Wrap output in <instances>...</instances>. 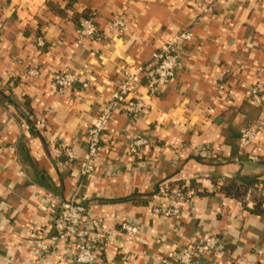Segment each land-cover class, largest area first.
Listing matches in <instances>:
<instances>
[{
    "label": "crops",
    "instance_id": "obj_1",
    "mask_svg": "<svg viewBox=\"0 0 264 264\" xmlns=\"http://www.w3.org/2000/svg\"><path fill=\"white\" fill-rule=\"evenodd\" d=\"M0 9V264H34L37 244L56 238L54 216L41 208V197L51 193L63 201L78 191L79 167L55 156L57 141L83 156L87 128L110 100L121 65L149 61L188 29L195 36L183 47L175 81L136 125L151 130L152 146L131 164L119 136L135 126L116 115L81 196L107 226L116 227L109 245L116 264H163L173 250L207 235L225 239V255L202 264H264V201L255 193L248 206L245 198L221 191L228 179L264 182V135L250 150L252 159L233 155L230 145L244 128L264 120V97L261 107L248 99L252 85L264 84V0H229L199 24L184 0H0ZM119 12L128 29L117 36L109 24ZM88 14L96 15L105 39L80 46L76 27ZM30 68L41 70L38 79L26 76ZM65 69L89 88L57 94L52 78ZM136 92L147 94L144 85ZM39 119L45 129L37 127ZM198 144L222 147L224 155L201 160L182 149ZM199 177L210 179L215 191L202 190L178 218L152 213L164 184ZM124 221L134 222L140 234L123 233ZM69 260L60 244L43 264Z\"/></svg>",
    "mask_w": 264,
    "mask_h": 264
},
{
    "label": "built area",
    "instance_id": "obj_2",
    "mask_svg": "<svg viewBox=\"0 0 264 264\" xmlns=\"http://www.w3.org/2000/svg\"><path fill=\"white\" fill-rule=\"evenodd\" d=\"M229 0H184L194 14V24L202 23L206 18L214 16L220 4ZM3 13L0 9V29L4 28ZM128 29L126 15L119 12L114 15L109 24V30L117 36L123 35ZM191 29L180 32L170 41L157 50L151 59L145 63L131 65L123 64L120 67L119 80L111 94L110 100L102 112L93 118L86 131V151L83 156L76 155L71 148L62 142L56 143L55 156L66 158L69 164H75L80 170V184L78 191L71 196L69 204H62L60 199L51 193L44 194L41 199V208L53 215V226L56 238L50 243H38V257L34 264L48 262V258L58 249L60 244L70 260L67 264H116L109 252V245L115 234L116 227H109L96 216L92 208L81 203L86 201L81 196L85 188V180L89 178L99 166L102 142L113 118L121 114L135 129H127L120 133L119 139L124 152L131 164L141 159L142 152L152 146L151 130H138L136 125L143 119L149 118L154 109V102L162 90L173 83L181 65L183 47L194 40ZM105 39L104 32L97 22L95 14L83 18L76 27V43L84 45L93 40L100 43ZM44 41H36L38 48L43 47ZM88 67L85 66L84 70ZM30 79H38L41 75L39 68H30L25 72ZM52 86L59 95L74 91L78 86L89 88L88 82H81L77 72L70 69L57 72L52 78ZM142 85L146 87V95H138L136 90ZM232 90L226 92L227 99L232 97ZM264 84L256 83L248 90V99L256 106H263ZM45 120L39 119L37 127L45 129ZM264 135V120H259L254 126L244 128L238 145V155L252 159L250 150ZM182 149L191 150L195 157L201 160H214L224 155L222 147L209 144L183 145ZM196 187L191 180L183 182H169L164 184L160 192L153 198L152 213L165 218H178L182 215L183 206H192L202 190L215 191L217 187L207 178H194ZM258 193L264 201V182L255 184L248 192L242 203L252 206L251 196ZM164 201V202H162ZM241 204V203H240ZM120 230L128 235L140 234V228L132 221L120 224ZM121 243H119V247ZM226 242L222 236L207 235L188 245L181 246L162 259L163 264L175 262L177 264H202L203 260H215L225 255ZM218 262V261H217Z\"/></svg>",
    "mask_w": 264,
    "mask_h": 264
},
{
    "label": "trees",
    "instance_id": "obj_3",
    "mask_svg": "<svg viewBox=\"0 0 264 264\" xmlns=\"http://www.w3.org/2000/svg\"><path fill=\"white\" fill-rule=\"evenodd\" d=\"M226 4H228V1L226 2ZM90 16H92V15L88 14L85 18H89ZM0 95H2V94L0 93ZM240 135L237 136V140L232 141V143L230 144L232 147V150H233V155L238 154V145H239ZM191 183H192L193 187L197 186L193 179L191 180ZM257 183H258V180L252 179L250 177H245V176L240 177L238 179H228L225 181V183L221 187V191L225 195H227L231 198L243 200L247 196L249 190ZM255 201L257 202V211L256 212L261 214L262 213L261 202L257 199H255Z\"/></svg>",
    "mask_w": 264,
    "mask_h": 264
},
{
    "label": "water",
    "instance_id": "obj_4",
    "mask_svg": "<svg viewBox=\"0 0 264 264\" xmlns=\"http://www.w3.org/2000/svg\"><path fill=\"white\" fill-rule=\"evenodd\" d=\"M71 199V198H70ZM70 199L69 200H63V201H61V203L62 204H69L70 203ZM78 203H81L82 205H84V206H89L90 204H89V202L86 200V201H84V202H77V204Z\"/></svg>",
    "mask_w": 264,
    "mask_h": 264
}]
</instances>
